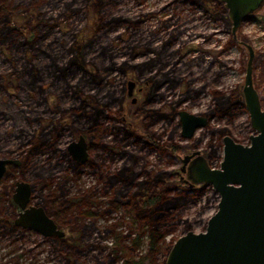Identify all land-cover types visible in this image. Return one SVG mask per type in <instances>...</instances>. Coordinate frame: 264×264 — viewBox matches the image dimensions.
<instances>
[{
	"label": "rangeland",
	"instance_id": "1",
	"mask_svg": "<svg viewBox=\"0 0 264 264\" xmlns=\"http://www.w3.org/2000/svg\"><path fill=\"white\" fill-rule=\"evenodd\" d=\"M91 2L0 0V24L10 21L18 28L10 33H0V159L23 162L27 158L28 163L21 173L20 169L11 167L9 174L13 176L7 177L9 182L3 185H7L10 192L11 185L17 180L31 183L34 187L31 203L42 202L41 205L56 222L66 223L62 229L73 243L69 245L75 249L78 261L91 264L96 259H107L111 246L115 244L135 256H141L145 251L146 236L139 238L138 245L134 244L136 224L132 222L129 208L108 200L112 192L108 175L114 173L123 161L118 148L135 153L140 156L137 167L145 163L147 169L156 172L172 191H184L189 197L187 204L174 211L166 223L170 232L155 254L157 264H164L169 245L189 231L185 229V222L190 224V230L203 231L207 219L217 208L218 199L211 187L198 184L189 188L184 182L185 175L175 173L181 166L176 153L180 156L190 154L196 143L197 150L205 156L210 152L219 154L223 135H230L246 144L253 133L242 99L248 50L240 42L250 44L254 50L253 86L264 106V6L243 20L237 31L240 42H237L231 35L227 11L223 16L214 17L183 0H103L102 9L98 7V11L92 5L97 2ZM6 13H9L8 20ZM99 16L105 21L112 17L121 20L113 28H107L103 20L96 21ZM169 36L171 45L166 54H171L164 69L172 68L181 83L174 89H162L165 97L158 104L144 102L149 86L143 79L148 73L141 76L131 68L125 72L116 68L106 73L102 83L94 85L83 81L78 92H71L64 90L63 82H53L47 69L49 55L66 59L65 54L75 42L81 43L83 55L93 59V62L100 63L107 55L98 54L100 45H105L106 52L109 48V53L114 56L112 61L117 64L124 59L138 63L153 55L141 56V49L136 48L132 51L134 57L130 58L125 54L129 50L127 42L135 39L158 48ZM105 62H108L107 59ZM23 69L33 72L36 77L34 85L24 81L27 75ZM128 80L136 83L130 97L126 95ZM124 87L125 90H122ZM188 88L197 92L190 91L187 96L185 92ZM107 90H113L116 98L122 95L120 106L116 101L110 109L104 108L102 99ZM214 91L238 98L230 115L213 108ZM132 98L136 99L135 104L131 103ZM93 106L103 109L96 115L95 125L85 123L86 130L75 131L76 126L71 124V108H79L83 112ZM153 108L161 116L158 121L151 111ZM182 109L208 118L207 126L197 129L190 139H183L180 135L177 112ZM50 120L57 126L61 125L60 135L54 139L55 150L50 153L31 152V146L25 139L30 138L31 133H39V125L43 126ZM111 129L113 133L125 129L133 136L124 143L120 140L122 138H113V133L109 132ZM156 131L161 133V144L153 147L145 145L147 136L156 139ZM79 134L85 136L91 149L88 161L82 167L84 173L75 176L67 160L66 146L77 140ZM134 137L138 138L137 144ZM95 138L96 144L92 143ZM103 143L106 145L102 146ZM108 144L115 146L116 154L109 152ZM39 168L47 169V174L54 179L48 187H40ZM50 192V197L54 193H63L64 199L73 202L67 206L64 216L55 215L48 209L49 202L45 196ZM10 193L0 194L3 196L0 198V264H65L62 252L54 246L53 237L46 238L13 225L18 209ZM87 197L93 202L88 203ZM76 220H80L85 227L83 236L67 226Z\"/></svg>",
	"mask_w": 264,
	"mask_h": 264
},
{
	"label": "trees",
	"instance_id": "2",
	"mask_svg": "<svg viewBox=\"0 0 264 264\" xmlns=\"http://www.w3.org/2000/svg\"><path fill=\"white\" fill-rule=\"evenodd\" d=\"M83 1L92 3V0ZM94 1L97 2L92 4L94 8L97 10L98 7L102 9V5L104 3L103 0ZM183 1L195 4L196 7L202 8L204 12L209 13L214 17L219 15L223 16L226 12L223 4L219 0ZM8 15L9 13H6L5 17L7 20L9 19ZM102 20L103 18L99 16L96 21L102 22ZM120 20L121 19L118 17H112L107 21H103L104 24L107 25V28H113L115 24L120 22ZM13 29L16 30L18 28L10 21L0 24V33H10ZM32 31H34V28H32ZM91 43L88 45H92ZM80 44L75 42L72 46H70L71 49L67 54H65L66 59H62L61 57H57L55 55H49L50 62L47 69L49 70L50 76H52V81L63 82L65 85V91L78 92L82 87L80 83L83 81L85 84H100V82L102 83L104 81L106 73L108 74L116 68L121 72H125L128 68H131L130 70L133 72L137 71L141 76L148 73L147 80L149 82V89L146 96V102L156 100L157 96L164 98L165 94L164 91H161L162 89H174L181 83V79L174 74L172 68L164 69L167 65V58L171 54H166L167 48L171 45V36L163 41L160 46L161 48L149 47V44L146 45V43L136 42L135 39H131L127 42L129 50L126 51L125 54H128L130 58L134 57V53L132 51L136 48L141 49V56H147L149 53L153 55V57L142 59V61L138 63H132L130 62V59H124L121 63L117 64V62L112 61V57L114 56H112V53H109V48L106 52L105 45H100V53L98 54L102 55L105 53L107 55L102 57V60L99 61L100 63H96L93 62V59H88L83 55L82 50L80 49ZM106 59L108 62H105ZM102 70L104 71L103 75L101 74ZM23 71L27 75L24 81L26 83L31 82V84H35L36 77L33 72L28 69H23ZM151 71L153 72L151 73ZM190 91H193L194 93L197 92L196 90L188 88L185 92L187 96H189ZM213 93V100L215 104L213 108L215 110L218 109L222 114L230 115V110L234 104L238 102V98L236 99V97L231 94L226 95L218 91H214ZM120 97L121 98H116L113 90H107L102 99L105 104L104 108L110 109V106H112V104L116 101H119L120 105L122 102V95ZM175 108L176 107H173L172 109ZM102 110L103 109L98 107L95 108V106H93L91 110L83 112L79 108H71L70 111L72 112L73 118L71 124L76 126L75 131L78 132L86 130L85 128L87 127H84L85 123L88 124V126L95 125L94 121L96 120V115L102 113ZM151 111L154 113L157 109L153 108ZM38 121L39 120H36V122ZM59 126H61L60 123L57 126L51 120L43 126L39 125V133H31V139L28 137L25 139V141L31 146V152H53L55 150L54 139L60 135ZM178 126H180V124ZM89 128L87 130H89ZM25 136H28V134ZM162 152L160 153L162 154ZM121 153L127 158V160H125L121 167L114 173L108 175V184L112 186V192L110 193L111 196L108 200L115 202L120 206H127V208H129V214L132 217V222L136 224L134 244L138 245L140 242L139 238L145 235V251L141 256H135L134 254H131L130 251H125L124 248L117 247L118 245L115 244V246H111L107 259H96L91 264H157L155 254L158 251V246L163 241L164 237L170 232V229L166 228L168 218L174 211L184 207L187 204L189 197L184 193V191H172V188L166 185L163 179H161L156 172L154 173L153 171L145 169V166L141 165L142 169L137 170L138 167L136 166V163L138 162L140 156L138 157L135 153L127 150H123ZM26 159L27 158L23 159L20 167L21 171H24L28 166ZM70 165L73 174L75 176H79V166L71 162ZM48 174L47 169L39 168L37 171V175L39 177L38 182L40 183L41 188L48 187L54 182L53 177ZM157 177H159V179ZM117 183L119 184L115 186ZM51 193L52 192L45 196L46 201L49 202L48 205L50 208L48 209L53 211L55 215L57 214L61 217L64 216L67 206H71L73 202H71L70 199H64L65 194L63 193L55 194L50 197L49 195ZM87 201H89L88 203L93 202L90 201L88 197ZM185 223V229L190 230V224L188 222ZM65 224L58 223L60 227H63ZM67 226L70 227L71 231L80 232L81 236L84 235L83 231L85 227L80 220H76L73 224L71 222ZM53 240H55V248L62 252L65 264H85L84 262L78 261V258L75 257L76 251L69 245L73 244L69 239L66 237H54ZM170 246L171 245H169L168 249ZM168 249L166 251H168Z\"/></svg>",
	"mask_w": 264,
	"mask_h": 264
},
{
	"label": "water",
	"instance_id": "3",
	"mask_svg": "<svg viewBox=\"0 0 264 264\" xmlns=\"http://www.w3.org/2000/svg\"><path fill=\"white\" fill-rule=\"evenodd\" d=\"M231 22V35L247 17L264 6V0H219ZM248 50L242 99L255 134L248 145L223 138V159L219 169H210L201 157L193 160L186 170V181L191 184L210 185L219 195L216 212L208 219L206 229L189 230L171 245L164 264H264V106L253 86L254 50L246 42H240ZM134 81L128 82L129 94ZM180 135L193 137L195 131L206 125V117L184 109L178 112ZM66 152L72 161L88 160L83 136L71 141ZM189 155H184L185 163ZM19 164L17 159H0V178L7 165ZM31 184L25 180L16 182L13 200L22 211L14 225L32 229L44 237H63L65 232L45 213L42 206L28 205Z\"/></svg>",
	"mask_w": 264,
	"mask_h": 264
},
{
	"label": "flooded vegetation",
	"instance_id": "4",
	"mask_svg": "<svg viewBox=\"0 0 264 264\" xmlns=\"http://www.w3.org/2000/svg\"><path fill=\"white\" fill-rule=\"evenodd\" d=\"M188 3H190V2H188ZM192 4V3H191ZM194 6H195V4H193ZM202 9V8H201ZM203 10V9H202ZM146 77H145V79H143V80H145V84L146 85H148L149 86V82H148V80H147V76H148V74L147 75H145ZM109 81V80H108ZM130 80H128L127 81V83H126V95L128 96V97H130V96H132V94H133V91H134V89H135V85H136V83H134V85H133V87H132V89H131V91H130V94H129V89H128V82H129ZM108 83H110V82H108ZM141 88V87H140ZM139 88V90L141 91V89ZM122 90H125V87L122 89ZM160 101H162V98L160 97V96H157V98H156V100H153V101H150V102H146V100L144 101L145 103H147V104H154V103H156V104H158ZM131 103L132 104H135L136 103V99H131ZM120 106V105H119ZM118 106V107H119ZM245 107V106H244ZM160 108V105H158L157 106V109L158 110H160L159 109ZM119 110V109H118ZM156 111V112H154L153 114H155L156 115V117H155V120L156 121H158L160 118H161V116L159 115V111ZM179 112V111H178ZM178 112H177V116H178ZM199 115H201V114H199ZM204 117H206V119H207V121H206V125L205 126H203V127H206L207 126V124H208V118H207V116H204ZM156 121H154V122H156ZM153 122V123H154ZM179 122V121H178ZM150 124H152V123H150ZM180 124V123H179ZM251 126V125H250ZM203 127H201V128H203ZM252 128V127H251ZM225 130V129H224ZM252 130H253V133L252 134H250L249 135V137L251 136V135H254L256 132H255V130L252 128ZM113 131V129H111V130H109V132H112ZM113 133V132H112ZM119 133H122V135L119 137V136H117V134H119ZM154 135H156V139H151V138H148V136H147V139H146V142H145V145H149V146H151V147H153L155 144L156 145H159V144H161V141H163V139H161V133L160 132H157L156 131V133H154ZM79 136H81L80 134L78 135V138H79ZM130 136H133V135H131L127 130H123L122 132H120V130L119 131H117V132H114L113 133V138H115V139H119V138H122V139H120V140H124V143L125 142H127V140H128V138L130 137ZM225 136H227V137H229V138H231L235 143H239V144H242V145H248L249 144V142H250V139H249V137H248V141H247V143L246 144H244V143H240V142H238V141H236V140H234V138H232L230 135H227V134H225V135H223L222 136V148H221V152L219 153V154H215L214 152H210V153H208L206 156L205 155H203V154H201V152L200 151H198L197 150V144L196 143H194V151H192L190 154H182L181 156L180 155H178V153H176V155H177V157H178V159L180 160V162H181V166L179 167V169H178V171H175V173H180V174H184L185 175V178H184V182L188 185V187L189 188H192V187H194V186H196V185H194V184H191L190 182H187L186 181V170H187V168H188V166L190 165V163L193 161V160H195L197 157H201L203 160H204V162L208 165V167L210 168V169H219L220 168V164H221V162H222V159H223V144H224V142H223V138L225 137ZM85 137V136H84ZM77 138V139H78ZM136 138V139H135ZM192 138V137H191ZM135 139V140H134ZM133 140H134V142H135V144H137L138 143V138L137 137H134L133 138ZM85 141H86V147H87V153H88V156H89V151H90V149H91V145L87 142V139L85 138ZM92 141V140H91ZM93 141L94 142H92V143H94V144H96V138L95 139H93ZM117 141V140H116ZM115 141V142H116ZM151 142H153V143H151ZM91 143V144H92ZM117 143V142H116ZM116 143H114V144H116ZM118 144H120V143H118ZM118 144H117V146H118ZM104 145H106V143H103L102 144V146H104ZM98 146H100V144H98ZM108 146H109V144H108ZM116 146V147H117ZM193 146V145H192ZM175 147V146H174ZM115 146L114 145H110L109 146V152H111V153H113V155L114 154H116V152H117V149L115 148ZM123 150H125V149H121V148H118V152H119V155H123L122 153H120L121 151H123ZM115 152V153H114ZM184 155H189V157H188V159H187V161L184 163L183 161H182V158H183V156ZM112 158H113V156H112ZM111 158V159H112ZM122 163L120 164V166L118 167V168H120L121 167V165L123 164V162L125 161V156L123 155L122 156ZM69 159V160H68ZM114 159V158H113ZM67 160L68 161H70L71 163H75V164H77L78 166H79V170H80V174L83 172L84 173V171H82V167H83V164L84 163H86L88 160H86L84 163H76V162H74V161H72L71 160V158H67ZM69 162V163H70ZM138 163V162H137ZM21 165H22V162H20L19 164H14V163H12V164H9V165H7V169H6V172L2 175V177L0 178V194H4V193H10L9 195L11 196V200H12V202L14 203V205H15V207L18 209V211H17V215H16V217L13 219V225H14V220L19 216V214H20V212L22 211V209L20 208V206L13 200V198H12V195H13V192H14V188H15V185H16V182L17 181H20V180H23V179H20V180H17V181H15V182H13V184L11 185V189H10V192L8 191V189H7V185H3V183H6L7 181L9 182V180H7V177H9V176H11L12 174H9L10 172H11V167H16V168H18V169H20V167H21ZM146 164L144 163L143 164V166H145ZM9 167V168H8ZM70 168H71V165H70ZM72 169V168H71ZM140 169H142L141 168V166L140 167H138L137 168V170H140ZM145 169H147V165H146V167H145ZM21 172H23V171H21L20 170V173ZM79 174V175H80ZM20 176H22L21 174H19ZM13 176V175H12ZM113 179H114V177H113ZM30 183V182H29ZM31 184V183H30ZM109 185V188H110V191L112 190V186L110 185V184H108ZM206 186H209V187H211L210 185H206ZM212 188V187H211ZM213 189V188H212ZM33 192H34V187L31 185V194H30V201H29V203H28V205L27 206H29V205H33V206H42L41 205V203L40 202H38V204H34V203H31V201H32V194H33ZM216 194L218 195V193L216 192ZM54 195H55V193H54ZM1 197H3V196H1L0 195V198ZM219 195H218V199H217V202H216V207H217V204H218V201H219ZM43 208H44V206H42ZM44 210H45V213L48 215V216H50L54 221H55V219L51 216V213L49 214V212L44 208ZM216 210H217V208H216ZM216 210H215V212H216ZM214 212V213H215ZM213 213V214H214ZM212 214V215H213ZM211 215V216H212ZM210 216V217H211ZM209 217V218H210ZM208 218V219H209ZM208 219H207V222H208ZM207 222H206V226H207ZM55 223L58 225V223L55 221ZM15 226V225H14ZM206 226H205V229H206ZM16 227H18V226H16ZM58 227L60 228V229H62V227H60L59 225H58ZM18 228H21V229H25V228H22V227H18ZM204 229V230H205ZM29 230H32V229H29ZM63 230V229H62ZM203 230V231H204ZM33 232H36V231H34V230H32ZM64 231V230H63ZM65 232V231H64ZM36 233H38V232H36ZM39 234V233H38ZM43 236V235H42ZM44 237V236H43ZM55 237H57V236H55ZM66 237V233H65V235L63 236V237H57V238H65ZM46 238H51V237H46ZM54 238V237H53ZM171 247V246H170ZM170 249V248H169ZM169 249H168V251H169ZM168 251H167V253H168ZM166 253V254H167Z\"/></svg>",
	"mask_w": 264,
	"mask_h": 264
}]
</instances>
